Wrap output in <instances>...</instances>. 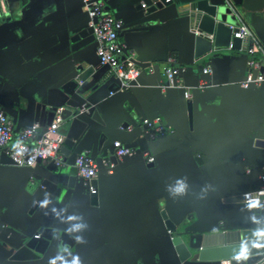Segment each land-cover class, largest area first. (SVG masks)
Listing matches in <instances>:
<instances>
[{"label": "crops", "instance_id": "0c3cea01", "mask_svg": "<svg viewBox=\"0 0 264 264\" xmlns=\"http://www.w3.org/2000/svg\"><path fill=\"white\" fill-rule=\"evenodd\" d=\"M228 1L236 9L238 23L246 24L264 48V0ZM82 2L27 0L36 5L33 15L20 18L16 13V23L7 30L0 28V109L18 127H28L34 123L36 103L58 101L55 80L76 65H92L101 75L96 93L105 105L104 124L95 123L97 129L74 148L69 142L71 151L67 157L61 153L63 159L71 160L81 152L94 155L99 165L108 163L114 153L112 140H130L141 116H159L171 122L174 131L151 140L147 155L131 158L108 174L98 170L96 205L90 204L83 188L82 193L62 199L48 193L29 194L30 175L44 171L48 163L16 166L0 154V218L9 224H16L17 219L29 221L28 212L40 199L34 216L41 215L42 220L29 222L28 235L37 234L43 224L59 227L75 238L68 248L53 249L34 260H12L0 245V264H74L77 259L79 264H179L162 210L178 231L215 227L223 220L228 225L258 227L264 238L256 206L236 197L260 184L257 174L264 164V83L249 88L241 85L248 71L246 55L230 50L209 56L211 71L204 74L201 61L191 65L195 57L189 31L177 15L165 10L145 15V8H138L141 0H110L107 11L125 22L119 41L134 51L137 61L150 65L141 69L138 86L109 95L111 75L99 64L92 37L78 48L58 44L40 52L34 45L67 23L87 21ZM171 56L177 59L174 64L187 67L180 84L192 86L201 78L203 91L193 90L186 99L181 89L157 87ZM188 104L192 105L191 121ZM105 148L107 155L103 156ZM148 156L153 157L151 162ZM197 156L217 186L233 185L234 197L205 193ZM253 262L264 264V257L255 256Z\"/></svg>", "mask_w": 264, "mask_h": 264}, {"label": "water", "instance_id": "95a60500", "mask_svg": "<svg viewBox=\"0 0 264 264\" xmlns=\"http://www.w3.org/2000/svg\"><path fill=\"white\" fill-rule=\"evenodd\" d=\"M109 1L110 0L106 1V10L108 9ZM142 4H144V7ZM138 8L142 10L145 8V15L165 10L171 14L177 15L179 19L182 20L189 31V42L194 51L195 60L191 62V65H194L196 61H201L199 67L202 73H204L203 68L209 66L207 61H210V59L207 60V57L230 51L226 48L229 43L232 44L231 50H237L246 55L247 62L248 56L245 52L246 43L239 38L232 37V33L237 31V26L240 23H238L236 9L228 0H141L138 4ZM35 11L36 5L34 3H27V0H0V28L2 30H7L9 29V24L16 23L18 21L14 17L16 13L19 14L20 18L23 17V15L30 18ZM113 16L123 21V29L119 33V35H122L125 22L122 17ZM91 37L94 40L92 28L89 26L88 16L87 21L83 23H67L53 34L39 39L34 45L40 52L58 44H68L69 49L71 46L78 48V45L83 44L81 43L82 41H86ZM96 46L97 44L95 42V52ZM135 63L140 69L150 65V63L139 62L136 59ZM104 67H106L108 74L111 75L107 80V83L111 85L107 87L108 94L112 95L116 90H121V82L115 75L110 73L108 66ZM184 67L185 71L175 78L176 81L182 78L186 72L187 67ZM138 77L135 81L130 83L131 86L129 89L122 91H130L132 88L138 86ZM100 78L101 75L96 73L94 66L91 65L87 68H83L81 65H76L72 70L55 80L54 85L59 94V98L57 96V102L53 101L52 103L50 101H45L38 102L35 105L34 123L39 124L41 132H44L45 126L51 124L57 113V109L61 108L59 115L62 120V128H60V132L65 135V141L60 148V152L65 155V157H67L71 151V148L67 145L69 142L72 143L74 148L77 146V143L84 140L86 136L89 137V135L97 129L95 123L99 125L104 124L102 115L105 105L103 99L96 93L97 81H99ZM200 79L192 86L182 85L181 87H176L175 82L173 87L166 88L181 89L184 97L185 87L191 88V94L193 90H198L200 92L204 90V80L201 79L203 81L199 82ZM161 80L157 85L158 88H161ZM200 83H202L203 90H200L198 87ZM252 85L254 84L250 86ZM187 112L189 120L191 121V104L187 105ZM145 118L144 116L139 117L136 126H134V136L126 143L121 142L123 147L134 150L136 154L134 157H143L142 153L149 149L151 140L147 139V135L143 133V128L140 124L142 119ZM147 119L152 120L154 118ZM13 123L16 130L32 126L31 124L28 127H18L14 121ZM165 123L174 130L171 122L166 121ZM127 127L128 126H125V129H127ZM114 141L115 140H112L111 142L114 153L110 156L108 163L103 161L99 165L95 162L98 170H102L106 174H108L109 171V168L105 166L106 164L113 165L111 168L113 172L119 168L120 164L134 158L125 157L122 161L119 160L115 155V148L113 146ZM261 143H263L264 147V141ZM2 153L6 154L4 151L0 152V154ZM80 154L82 153L79 152L75 154L71 160H66V158H64L65 169H62V167L55 165V163L51 161L46 165L44 171L32 173L29 182H27L26 191L31 195L41 192L42 194L48 193L54 198L62 199L67 194L82 193L81 188H83L84 193L89 196L90 204L96 205L98 202L96 180L94 178L83 180L77 177L75 170H72V168H74L73 164L75 158ZM87 154L95 161L94 155L90 153ZM102 155H107L106 148L103 150ZM195 160L199 164L200 171L204 177L205 184L203 189L208 196L215 193H217L220 198H232L235 196L233 185L230 182L217 186L216 181L212 179L208 173L202 158L197 156ZM261 172L262 170H260L257 176H259ZM261 184L260 182V184L255 185L253 188L240 192L236 197H238L240 202H243L242 195L248 191L257 189ZM89 186L93 188L92 191H89ZM39 201L40 199H37L33 202L28 212L30 217L29 221L17 219L16 224H9L0 218V245L7 248L9 258L12 260L40 259L44 257L48 251L56 248H68L75 241V238L63 229L43 224L38 228L37 234L28 235L27 228H29V222L34 224L42 220L41 215L34 216V209ZM252 205H255L257 212L261 214L260 225H263V206L261 204ZM160 213L164 219L167 230L173 235L170 239L179 264H197L206 261H217L216 264H219L220 259H229L231 264H257V262H253L254 257L258 255H261L262 258L264 257V238L260 237L262 230L258 227L228 225L222 220L215 227L199 228L193 231L186 227L184 231H178L177 224L168 218L166 212L162 210Z\"/></svg>", "mask_w": 264, "mask_h": 264}, {"label": "built area", "instance_id": "2783aa9c", "mask_svg": "<svg viewBox=\"0 0 264 264\" xmlns=\"http://www.w3.org/2000/svg\"><path fill=\"white\" fill-rule=\"evenodd\" d=\"M107 0H83L84 8L89 16V26L92 28V35L97 44L96 55L100 65L108 66L110 73L120 80V89L127 90L130 83L135 81L140 73V68L135 63L134 51L126 44L119 41V33L123 29L122 19L115 18L106 9ZM144 7V4H142ZM232 37L239 38L246 43V54L248 56L246 65L248 72L245 79L241 82L244 88L251 84L264 83V48L258 43L253 36L249 27L240 23L237 31L232 33ZM227 50L232 49V44L226 47ZM175 57L171 56L169 64L163 68V78L161 88L181 87L179 79L175 78L185 71V67L174 64ZM203 72H210V67L203 68ZM165 82V83H164ZM203 90L202 83L198 86ZM184 97L191 98V88L185 87ZM61 108L57 109V113L49 126H45L44 132L38 123L32 124L29 128L15 129V125L4 111L0 109V152L4 151L16 166L33 167L37 163L54 162L57 166H64L61 146L64 144L65 135L60 132ZM143 133L147 135V139L153 140L174 130L167 125L161 117H155L152 120L147 118L140 122ZM115 155L119 160L125 157H134V150L125 148L120 141L113 142ZM147 155V152H143ZM147 160L151 162L153 157L148 156ZM109 168L108 172H112L113 165H105ZM77 177L83 180H90L97 175V165L95 161L87 154L83 153L75 158L73 164ZM259 179L262 184L253 191H248L242 195V201L249 204H261L263 206V227H264V166L261 168ZM93 188L89 186V191ZM38 236V235H36ZM219 264H231L230 260H222Z\"/></svg>", "mask_w": 264, "mask_h": 264}, {"label": "clouds", "instance_id": "9594fccd", "mask_svg": "<svg viewBox=\"0 0 264 264\" xmlns=\"http://www.w3.org/2000/svg\"><path fill=\"white\" fill-rule=\"evenodd\" d=\"M179 190H180V189H178V191H179ZM74 264H79L78 259L74 261Z\"/></svg>", "mask_w": 264, "mask_h": 264}]
</instances>
